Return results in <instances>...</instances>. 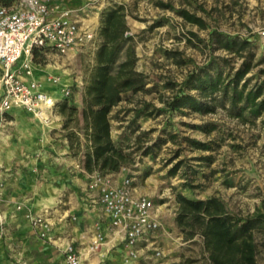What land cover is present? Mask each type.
<instances>
[{
	"label": "rangeland",
	"instance_id": "374dc122",
	"mask_svg": "<svg viewBox=\"0 0 264 264\" xmlns=\"http://www.w3.org/2000/svg\"><path fill=\"white\" fill-rule=\"evenodd\" d=\"M6 2L0 0V5H7ZM159 2L172 8H161ZM114 3L126 8L127 23L134 30L136 69L147 76L148 83L147 92L129 93V100L112 114L123 119L120 124L110 121L114 128L118 125L117 145L134 160L121 169L120 177L131 178L138 193L154 200L163 219V228L154 234L156 247L162 254L155 256L150 248L139 259L125 261L120 250L111 245L104 244L96 252L91 251L95 234L92 231H86L80 243L71 232L63 231L65 226L59 227V208H71L77 188L65 181L64 184L54 181L49 170H54L52 161L59 165V155L67 158L64 162H82L85 140L81 137L80 151L69 147L68 155L59 153V145L53 148L52 140L45 134L46 125L13 110L0 116L3 260L14 264H67L63 251L72 242L83 255L81 264H209L202 238L185 240L173 223L175 194L195 199L216 196L230 213L241 215L253 213L264 200V111L257 118L245 112L242 119L229 112L228 103L219 104L214 112L206 114L174 110L167 105L174 94L188 91L184 83L192 73L202 69L220 70L226 76L249 62L251 69L241 85L245 81L247 89L264 85V0H112L109 5ZM181 9L202 17L207 28L185 23L177 13ZM191 32L199 38H193ZM222 39L231 40L233 48L223 47ZM234 41L237 43L232 44ZM241 41L246 46L238 50ZM37 59L48 73L72 84L71 95L59 96L57 105L67 101L81 109L78 100L80 94L82 98L86 72L94 64V51L87 50L73 58L48 54ZM216 97L221 102V96ZM57 105L54 115L60 116ZM137 111L156 112L139 119ZM50 134L59 143L58 133ZM187 139L207 143L211 149H197ZM64 140L69 146L68 140ZM150 147L154 152L145 154ZM176 164L179 167L172 173ZM187 183L194 188L186 186ZM86 214V224L98 226L100 212L93 210ZM28 215H43L50 223L49 233L43 235L42 227L33 225ZM66 224L72 227L83 222L66 216ZM98 230L97 227L96 233ZM257 242V264H264V242L260 237Z\"/></svg>",
	"mask_w": 264,
	"mask_h": 264
},
{
	"label": "trees",
	"instance_id": "16d2710c",
	"mask_svg": "<svg viewBox=\"0 0 264 264\" xmlns=\"http://www.w3.org/2000/svg\"><path fill=\"white\" fill-rule=\"evenodd\" d=\"M6 1V4L10 2ZM158 6L172 8L162 2ZM177 13L185 23L200 29L207 28L206 21L189 10L181 9ZM126 17L123 4L114 3L102 11L94 64L87 70L84 79L82 108L64 101L56 109L63 119L60 134L68 140L70 149L80 151L81 137L85 140L82 164L89 174L119 172L134 161L131 154L113 141L110 123L111 111L122 100H129V93L148 91L147 76L136 69V44L134 36L128 35L130 28ZM191 36L199 38L194 32ZM220 42L227 49L233 48L231 40L222 39ZM245 44V41L239 42L238 50L244 49ZM250 69L251 63L245 62L226 76L220 70L194 72L184 83V89L188 91L174 94L167 105L174 110L189 109L206 114L214 112L219 104L224 106L228 103L229 112L235 117L245 119L244 113L248 112L251 117L257 118L264 111V85L250 89H247L246 81L241 85ZM191 91H196V94ZM216 94L221 96V102ZM187 142L197 149H211L209 144L196 139H187ZM150 152H154L153 147L145 154ZM178 167L176 164L172 173ZM186 186L194 188L190 183ZM175 201V225L185 240L196 236L202 238L209 264H257V238L264 242V200L253 213L246 215L230 213L225 203L216 196L195 199L176 193Z\"/></svg>",
	"mask_w": 264,
	"mask_h": 264
},
{
	"label": "built area",
	"instance_id": "2783aa9c",
	"mask_svg": "<svg viewBox=\"0 0 264 264\" xmlns=\"http://www.w3.org/2000/svg\"><path fill=\"white\" fill-rule=\"evenodd\" d=\"M112 0H15L0 5V116L15 109L27 112L45 124L59 101L51 87L59 86V96L71 95L72 84L50 74L37 62L42 55L73 58L95 51L102 11ZM21 62L19 63V61ZM87 189L96 193V204L108 223L109 241L121 248L125 261L139 259L145 250L156 247L154 234L163 228L154 200L137 192L129 177L118 179L112 173H87ZM31 223L49 233L50 223L43 215H28ZM101 229L94 234L90 250L106 243ZM67 264H81L82 253L72 242L64 247Z\"/></svg>",
	"mask_w": 264,
	"mask_h": 264
},
{
	"label": "crops",
	"instance_id": "0c3cea01",
	"mask_svg": "<svg viewBox=\"0 0 264 264\" xmlns=\"http://www.w3.org/2000/svg\"><path fill=\"white\" fill-rule=\"evenodd\" d=\"M60 1V0H59ZM75 0H70V1H60L62 3H72ZM128 24V23H127ZM100 25V23H99ZM130 28V27H129ZM133 31L131 30L129 31L130 35H133ZM137 55V54H136ZM138 56V55H137ZM137 63H138V57H137ZM148 84V83H147ZM146 84V86H147ZM51 91H53V94L55 96V98L58 100L59 99V86H53L50 88ZM147 89V87H146ZM81 94L79 96V103L82 105V101H81ZM125 102V100H122L116 107L113 108V110L110 113V121H113L114 123L120 124L122 123L123 119L117 116H112L114 110L116 108H118V106L122 103ZM148 104H146L147 106ZM81 107V106H80ZM17 111H20L22 113H25L27 115H29L30 117H32L34 120L38 121L40 124L42 125H46L47 129L45 128V134L47 136V138L49 137L52 141H51V145L53 148H56L59 145V153L63 152L65 155H68L69 152V146L67 144V141L64 140V138L61 137V135L59 134V132H61V128L63 125V119L61 116L58 115H52L51 116V121L50 124H45L42 121H40L39 119H37L36 117H34L33 115L21 111L19 109H15ZM156 112V111H155ZM154 112V113H155ZM150 113V112H149ZM153 113V114H154ZM153 114H148L147 112L144 113L143 111H137V116L140 118H143V115H147V116H152ZM114 118V119H113ZM53 126H51V124H53ZM118 125L115 126V128L111 125V137L113 139V141L115 142V144H117V139H115V137L117 136V129ZM54 131L57 132L59 135V143L54 142L53 138L51 137L50 132ZM116 134V135H115ZM119 146V145H118ZM152 152L148 153L151 154ZM147 154V155H148ZM69 157V156H66ZM67 159L65 157H61L59 155V165L57 161H52V165L51 167L54 168V170H49V176L54 180V181H59V184H64L63 182H68L74 185V187L76 186V190H75V200L73 202V205L71 206V208H67V209H63L62 207L59 208V227H63V231H65L67 234L68 233H72V235H74L75 239L78 240V242H82V237L85 236L86 231L90 232L92 231V233H96L97 227L99 229H101L103 232H105L106 236L108 237V239L110 240L111 238V234L108 231V223L106 221V219L104 218L101 209L99 207L98 204H96V193L92 192L90 190L87 189V182H88V175L87 172L83 169V164L80 160H70V161H66L64 162V160ZM125 168V167H124ZM56 169V170H55ZM121 171V170H120ZM120 171L119 172H115L112 174H116L117 178L120 179ZM93 210H98L100 212V223L97 224L98 226H96V224L93 226L92 224H86L87 221L84 218L87 214V212H91ZM177 210V208H175V211ZM160 214V213H159ZM175 215V212H174ZM66 216L69 217H73V219L79 220L83 222V225H76V226H68L66 224ZM160 218L161 214H160ZM163 220V219H162ZM174 217H173V223H174ZM62 229V228H61ZM87 239H91V238H87ZM106 245L115 248V246L113 245V243L111 241L105 243ZM118 250H120L121 253V248H118ZM122 254V253H121ZM0 264H14L13 262L9 261V260H3V258L0 256Z\"/></svg>",
	"mask_w": 264,
	"mask_h": 264
}]
</instances>
